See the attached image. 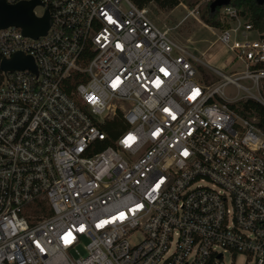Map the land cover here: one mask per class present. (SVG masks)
Listing matches in <instances>:
<instances>
[{"label":"built area","instance_id":"2783aa9c","mask_svg":"<svg viewBox=\"0 0 264 264\" xmlns=\"http://www.w3.org/2000/svg\"><path fill=\"white\" fill-rule=\"evenodd\" d=\"M4 1L50 27L0 28V62L35 66L0 70V264H264V132L223 95L264 107V32L219 8L207 85L150 0Z\"/></svg>","mask_w":264,"mask_h":264},{"label":"rangeland","instance_id":"374dc122","mask_svg":"<svg viewBox=\"0 0 264 264\" xmlns=\"http://www.w3.org/2000/svg\"><path fill=\"white\" fill-rule=\"evenodd\" d=\"M189 2H192L193 5L189 6ZM211 2L209 0H182V3L172 10H162L156 3L151 2L148 5L149 15L151 20L159 28L166 30L168 35L177 44L184 47L189 53L199 58V60L206 61L209 59L208 47L212 45L216 39V36L219 34V31L217 30L209 31L204 28L202 26V22L200 21V15L207 11V8ZM35 10L38 15H40L43 11L40 7L36 8ZM193 10H197V14H195ZM191 12L192 14H190ZM214 49L216 50L217 48L214 47ZM227 57L228 54L226 52H221L220 54L218 50V62L212 60L207 63V65L221 72H225V66L221 61H225ZM238 66V62L234 61L232 68H237ZM210 67L200 66V64L197 66L200 76L207 85H212L220 81V78L212 72ZM241 84L244 86L250 85V83L247 81H242ZM250 93L256 97L264 99V85L260 86L259 91L251 89ZM223 95L228 101H232L238 97H241V101H234L235 106L239 111L243 110V104L246 101H254L247 93L242 90H237L233 85L225 86L223 88ZM135 239L136 238H131L130 241L134 243ZM80 249L81 247H77V250ZM224 262L225 264H231L232 262L233 264H251L250 262L246 263L242 256L236 257L233 261L228 255H225Z\"/></svg>","mask_w":264,"mask_h":264},{"label":"water","instance_id":"95a60500","mask_svg":"<svg viewBox=\"0 0 264 264\" xmlns=\"http://www.w3.org/2000/svg\"><path fill=\"white\" fill-rule=\"evenodd\" d=\"M257 5H264V0H254ZM231 0H212L209 4L211 12L216 9L230 5ZM38 3L36 1L20 2L13 5L6 4L0 0V28L19 27L26 37L36 39L44 36L50 27V19L45 13L43 18L34 17L32 10ZM30 69L35 70V66L30 57L20 53L15 54L9 60H1L0 70L11 72L14 70Z\"/></svg>","mask_w":264,"mask_h":264},{"label":"trees","instance_id":"16d2710c","mask_svg":"<svg viewBox=\"0 0 264 264\" xmlns=\"http://www.w3.org/2000/svg\"><path fill=\"white\" fill-rule=\"evenodd\" d=\"M158 5L162 10H172L177 7L182 0H150ZM210 2L212 0H209ZM189 6H192L193 3L189 2ZM230 5L237 9L241 10V15L249 20L252 26L258 29L261 32H264V5H257L254 0H231ZM200 21L208 27L211 28H220L221 22L219 17V9H216L215 12H211L209 6L205 13L200 15ZM253 111L257 117V127L264 132V107L260 104L248 100L243 104V110L240 113L243 116H247V113ZM117 123L119 126H114L110 128L109 134L113 138L117 136L118 131L123 129L119 122V118L116 116L113 120V123ZM108 142L102 144L104 147Z\"/></svg>","mask_w":264,"mask_h":264},{"label":"crops","instance_id":"0c3cea01","mask_svg":"<svg viewBox=\"0 0 264 264\" xmlns=\"http://www.w3.org/2000/svg\"><path fill=\"white\" fill-rule=\"evenodd\" d=\"M202 26L204 27V28H206L207 30H209V31H215V30H217V29H215V28H211V27H208V26H206L205 24H203L202 23ZM218 36V35H217ZM217 36H216V39H215V41L212 43V45H210L209 47H208V50H209V54H208V56H209V59L208 60H206V61H202V60H199V58H198V60H199V62H200V66H204V67H210V66H208L207 65V63H209L210 61H212V60H215V61H217L218 62V59H217V52H218V50H219V52H220V54H221V52H226L225 51V48L218 42V40H217ZM214 44V45H213ZM214 47H216L217 49L215 50L214 49ZM212 50H215V51H212ZM203 54V53H202ZM223 64H224V61H221ZM211 68V67H210Z\"/></svg>","mask_w":264,"mask_h":264},{"label":"snow or ice","instance_id":"6c2138e0","mask_svg":"<svg viewBox=\"0 0 264 264\" xmlns=\"http://www.w3.org/2000/svg\"><path fill=\"white\" fill-rule=\"evenodd\" d=\"M118 47H119V45H118ZM161 72H164V69L163 68H161V70H160ZM167 73H165V75H166ZM165 111L167 112L168 111V109H165ZM137 207H139V206H137ZM123 216H124V213H119V218H123ZM104 223V221H102L101 222V224H103ZM99 226V225H98Z\"/></svg>","mask_w":264,"mask_h":264}]
</instances>
